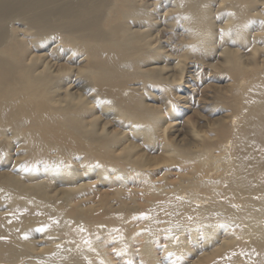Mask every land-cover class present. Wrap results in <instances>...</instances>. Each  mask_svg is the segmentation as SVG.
<instances>
[{
    "label": "bare ground",
    "instance_id": "bare-ground-1",
    "mask_svg": "<svg viewBox=\"0 0 264 264\" xmlns=\"http://www.w3.org/2000/svg\"><path fill=\"white\" fill-rule=\"evenodd\" d=\"M161 232L264 264V0H0V264H155Z\"/></svg>",
    "mask_w": 264,
    "mask_h": 264
},
{
    "label": "rangeland",
    "instance_id": "rangeland-1",
    "mask_svg": "<svg viewBox=\"0 0 264 264\" xmlns=\"http://www.w3.org/2000/svg\"><path fill=\"white\" fill-rule=\"evenodd\" d=\"M152 91H154V90H152ZM145 100L148 101V98L145 97ZM164 235H165V232H161V233L156 234L155 236L151 237V242L154 241L153 242V246H154L153 249H154V253H155L156 258H157L156 262H159L160 264H162V262H165L163 264H169L168 263L169 257L167 258L166 253H163V245H164V243H166L164 241V238H163ZM102 236H104V234ZM113 240H114V238L107 240L108 241L107 246L110 247V248H108V253L113 255V257H112L113 263L112 264H120L121 261H124L125 259H121V258L118 259L117 256L114 255L115 248L113 247L114 245H112ZM141 241H143L142 238L139 239L138 241H134V249H136V251L132 255L134 263H138V261H140L139 247L141 244L139 242H141ZM196 252L199 253L198 249L196 250ZM180 257H182V258H180V260L181 261L183 260L184 264H190L189 261L191 259H193V258L196 259L194 254H192V255L186 254V255H184V257L183 256H180ZM180 260H177V264H178V262H180ZM156 262H155V264H158Z\"/></svg>",
    "mask_w": 264,
    "mask_h": 264
},
{
    "label": "snow or ice",
    "instance_id": "snow-or-ice-1",
    "mask_svg": "<svg viewBox=\"0 0 264 264\" xmlns=\"http://www.w3.org/2000/svg\"><path fill=\"white\" fill-rule=\"evenodd\" d=\"M42 230V229H41Z\"/></svg>",
    "mask_w": 264,
    "mask_h": 264
}]
</instances>
